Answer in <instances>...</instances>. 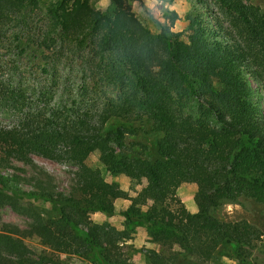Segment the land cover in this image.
<instances>
[{
    "label": "trees",
    "instance_id": "obj_1",
    "mask_svg": "<svg viewBox=\"0 0 264 264\" xmlns=\"http://www.w3.org/2000/svg\"><path fill=\"white\" fill-rule=\"evenodd\" d=\"M42 1L0 0V50L10 31L45 56L32 83L0 77V102L17 116L0 124V207L21 212L25 197L50 204L46 213L34 209L28 229L0 216V264H61L56 253L132 264L126 243L139 228L160 246L145 252L146 264H209L222 246L240 264H255L264 231L217 211L264 204V107L251 85L264 91L261 8L248 0H191L187 40L161 25L163 53L153 70L120 29L123 0H109L100 12L88 0H50L38 25L33 14ZM86 47L80 72L98 80L75 89L64 79L62 55L80 56ZM28 94L36 96L33 107ZM32 154L74 165L71 190H56L50 177H31L25 188L29 178L4 171L33 165ZM120 175L130 181L127 190L113 179ZM182 183L197 185V212L178 196ZM120 199L128 201L122 209ZM94 213L120 215L122 229L95 222ZM32 235L51 253L30 255L20 238Z\"/></svg>",
    "mask_w": 264,
    "mask_h": 264
},
{
    "label": "rangeland",
    "instance_id": "obj_2",
    "mask_svg": "<svg viewBox=\"0 0 264 264\" xmlns=\"http://www.w3.org/2000/svg\"><path fill=\"white\" fill-rule=\"evenodd\" d=\"M50 0H43L40 3L33 14L34 22L40 25L44 23L45 6ZM92 9L97 12L102 11L109 0H88ZM125 5V16L120 24V29L123 30V34L126 40L129 42L130 49L136 51L137 55L143 60L144 66L153 70L158 69V62L160 55H162V43L157 36L161 35L160 26H166L173 32L181 34L182 39L187 40L189 21L186 16L191 13L193 7V1L191 0H123ZM253 5H257L264 12V0H248ZM172 13H176L178 18H174ZM8 31V30H7ZM0 50V77L9 79V77H20L29 83L36 80L38 73L43 68V61L45 56L42 52L35 49L30 43L18 42L14 34L10 31L7 33V42ZM86 47L84 52L79 54H73V51L66 52L62 55V62L67 66L69 71L65 74L67 82L70 84L75 83V89H78V84L81 81L86 80L91 82L92 80H98V78L90 77L89 73L80 72L85 63L87 64L88 50ZM45 53H49L45 52ZM65 68V69H67ZM79 69V70H78ZM67 71V70H66ZM79 71V72H78ZM42 72V71H41ZM14 75V76H13ZM253 89H258L259 95L262 97V106L264 107V91L257 85V83H251ZM77 87V88H76ZM56 96L62 92V88L57 90ZM27 105L35 106L37 101L36 96L28 94ZM17 113V112H16ZM17 121V116L14 110L9 109L0 102V124L13 125ZM33 165L25 164L22 162H16L14 168L5 169L4 171L17 172L26 178H29L28 182H24L25 188H30L33 184V178H47L50 177L52 185L56 190L68 193L74 183V174L76 167L71 163L65 161L52 160L37 154H32ZM33 177V178H31ZM117 181L121 188L127 190L130 187V181L127 177L120 175L113 177ZM36 180V179H35ZM34 180V181H35ZM183 184V183H182ZM188 186L182 187V194H188ZM179 191V190H178ZM193 198L195 200V193ZM179 193V192H178ZM177 193V194H178ZM179 196V195H178ZM180 197V196H179ZM181 199V197H180ZM182 200V199H181ZM21 205L25 210L21 209L17 211L10 205L4 204L0 207V216L2 221L11 223L18 226L21 229H28L33 222L34 209L43 213L50 210V204L42 200L28 198H20ZM128 205L127 200H117L116 206L118 209H122ZM35 206V207H34ZM21 208V207H20ZM198 211V210H197ZM196 211V212H197ZM219 217L224 220L232 221L245 218L252 223L257 224L264 231V204L255 201H250L248 207L243 208L238 204L224 205L217 211ZM92 218L97 223H106L116 229H122L123 218L120 215H113L107 217L100 213H94ZM0 232L3 233L2 230ZM24 245L31 251L30 255L38 257L40 253H51L50 249L46 247L41 237L37 235L25 236L20 238ZM126 253L129 256V260L132 264H146L145 252L150 249L159 250L160 246L157 243H153L148 238L146 230L139 228L132 239L126 243ZM57 254V255H56ZM55 257L61 264H93L90 258L72 253H56ZM90 255V254H89ZM91 256V255H90ZM253 263L264 264V253L259 250L253 252ZM59 258V259H58ZM49 264V263H45ZM209 264H240L232 254V251L227 246L219 247L213 259Z\"/></svg>",
    "mask_w": 264,
    "mask_h": 264
},
{
    "label": "crops",
    "instance_id": "obj_3",
    "mask_svg": "<svg viewBox=\"0 0 264 264\" xmlns=\"http://www.w3.org/2000/svg\"><path fill=\"white\" fill-rule=\"evenodd\" d=\"M187 185L189 188V193L188 194H182V187ZM179 190V191H178ZM196 190V184L195 183H183L181 184L178 189H177V193L178 195L181 197L182 201L184 202L185 206L187 207V209L190 212H196L198 210L197 205L194 201L193 198V193Z\"/></svg>",
    "mask_w": 264,
    "mask_h": 264
}]
</instances>
